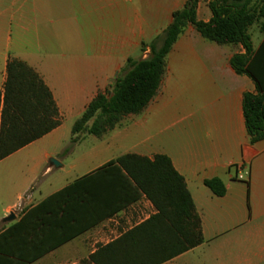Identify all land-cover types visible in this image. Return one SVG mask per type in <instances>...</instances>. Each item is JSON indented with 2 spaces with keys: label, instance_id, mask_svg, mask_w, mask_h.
Here are the masks:
<instances>
[{
  "label": "crops",
  "instance_id": "0c3cea01",
  "mask_svg": "<svg viewBox=\"0 0 264 264\" xmlns=\"http://www.w3.org/2000/svg\"><path fill=\"white\" fill-rule=\"evenodd\" d=\"M188 1L0 0V90L9 62L25 63L51 90L61 121L20 151L64 137L65 125L99 94L111 96L106 89L126 74L127 61L147 59L151 50L142 51L143 43L161 36ZM212 1L199 0L198 21L212 19ZM262 25L264 19L249 30L254 49L264 38ZM60 32L72 35L69 54L54 43ZM245 53L242 45L204 39L190 25L167 55L159 91L142 113L125 117L102 138L85 134L75 145L88 140L86 151L72 162L49 151L0 161V177L17 172L20 178L13 187L0 183V234L24 219L22 248L31 260L26 264L161 260L181 245L175 226L189 227L180 190L172 183L167 190L148 184L158 205L137 188L130 190L134 201L117 209L123 192L114 174L97 172L127 154L150 160L163 155L184 179L204 242L158 264H264V140L250 143L244 113V97L256 93V86L231 65ZM52 158L62 166L54 167ZM237 164L249 172L247 181L239 180ZM12 165L21 167L15 171ZM85 177L83 188L67 199L52 198ZM215 179L225 187L222 197L205 184ZM11 214L15 219L6 221Z\"/></svg>",
  "mask_w": 264,
  "mask_h": 264
},
{
  "label": "trees",
  "instance_id": "16d2710c",
  "mask_svg": "<svg viewBox=\"0 0 264 264\" xmlns=\"http://www.w3.org/2000/svg\"><path fill=\"white\" fill-rule=\"evenodd\" d=\"M199 0H189L184 8L173 15L172 24L149 44L143 43L142 51L150 48V56L142 61L129 59L126 74L119 77L111 87L112 95L99 94L75 122L72 143L80 135L90 134L98 138L113 131L123 119L142 113L157 95L166 71V57L179 37L192 25L206 40L218 45H242L245 54L235 55L231 65L239 75L253 80L256 93L244 97V113L250 143L255 145L264 140V38L254 49L249 30L264 19V0H213L210 3L212 19L198 21ZM264 33V25L261 26ZM8 78L0 90V161L17 153L33 142L43 138L61 125L59 111L53 94L42 78L25 63L13 59L7 68ZM114 174L115 182L123 192L117 209L134 201L130 190H142L158 205L157 196L148 184L166 188L171 183L175 191L180 190V209L189 208V227L175 226L181 245L168 252L163 259L151 264L162 263L193 249L204 242L201 222L195 213L194 202L186 188L184 179L176 172L171 160L163 155L153 160L135 154H127L97 172ZM87 177L65 188L52 198L70 196L71 192L83 188ZM218 197L226 190L218 179L205 182ZM169 193V192H167ZM171 198L170 195L167 196ZM182 211L180 212V217ZM23 218L20 223L0 234V264H26L22 248ZM182 240L184 243H182Z\"/></svg>",
  "mask_w": 264,
  "mask_h": 264
},
{
  "label": "rangeland",
  "instance_id": "374dc122",
  "mask_svg": "<svg viewBox=\"0 0 264 264\" xmlns=\"http://www.w3.org/2000/svg\"><path fill=\"white\" fill-rule=\"evenodd\" d=\"M252 37H253V42L255 45H258L260 43L261 35H255L257 34V27L253 28ZM54 43L56 46H61L66 48V52L69 54L70 51V46L72 44V35L70 32H60L58 34L57 40H54ZM112 85H110L108 89L111 88ZM78 119H74L69 121L65 125V135L64 137H61L59 140H52V139H45L39 145H36L35 147H31L29 149H25L23 151H20L13 156L15 159H29L32 157H38L41 156L44 152L49 151V152H56L60 153L62 157L66 159V162H72L73 160L77 159L80 157L83 153L86 151V147L88 145V140L83 141L80 145H75L72 143V129L75 124V122ZM85 136V134L80 135V139ZM59 146V147H57ZM13 170H15L18 167V165H12L11 166ZM16 171V170H15ZM20 181V178L17 177V172H14V175H7V176H2L0 177V183L6 185L9 184L11 187H13V184H17V182Z\"/></svg>",
  "mask_w": 264,
  "mask_h": 264
},
{
  "label": "built area",
  "instance_id": "2783aa9c",
  "mask_svg": "<svg viewBox=\"0 0 264 264\" xmlns=\"http://www.w3.org/2000/svg\"><path fill=\"white\" fill-rule=\"evenodd\" d=\"M235 168V170L239 171V180H242V181H247L248 180V176H249V172H243L244 170V164H237V165H234L233 166Z\"/></svg>",
  "mask_w": 264,
  "mask_h": 264
},
{
  "label": "water",
  "instance_id": "95a60500",
  "mask_svg": "<svg viewBox=\"0 0 264 264\" xmlns=\"http://www.w3.org/2000/svg\"><path fill=\"white\" fill-rule=\"evenodd\" d=\"M50 163H51L54 167H56V168L62 166V164H60V163H59L56 159H54V158H52V159L50 160ZM14 219H15L14 214H11V215L6 219V221H11V220H14Z\"/></svg>",
  "mask_w": 264,
  "mask_h": 264
}]
</instances>
